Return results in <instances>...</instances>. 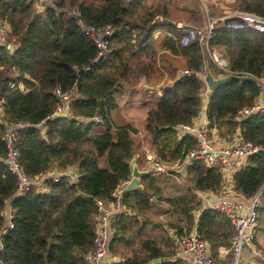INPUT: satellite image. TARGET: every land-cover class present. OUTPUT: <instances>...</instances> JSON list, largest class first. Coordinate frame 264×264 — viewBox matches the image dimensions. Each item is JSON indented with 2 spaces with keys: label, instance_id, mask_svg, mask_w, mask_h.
I'll return each instance as SVG.
<instances>
[{
  "label": "trees",
  "instance_id": "1",
  "mask_svg": "<svg viewBox=\"0 0 264 264\" xmlns=\"http://www.w3.org/2000/svg\"><path fill=\"white\" fill-rule=\"evenodd\" d=\"M229 5L264 18V0H231ZM66 6L75 8L86 24L113 27L103 59L94 61L96 48L75 18L63 17ZM202 11L200 0H52L40 11L30 0H0V19L18 40L12 51L0 44V138L2 123H27L16 134L19 164L29 176L57 174L56 181L43 178L45 191L33 186L17 194L15 178L1 162L5 148L0 139V264H83L82 256L92 248L97 203L113 201L110 193L129 179L131 159L137 164L144 159L136 129L131 123L116 124L111 115L117 107L118 81L131 74L129 60L137 68L135 75L149 86L172 80L155 101L145 103L143 130L158 162H183L194 136L177 135L175 127L190 124L201 110L204 68L213 76L223 72L203 58L196 41L180 45L181 31L170 20L200 24ZM156 16L162 19L156 21ZM207 44L220 50L229 70L264 77V32L232 30L217 20ZM166 56L181 63L179 75L168 69ZM56 88L73 89L69 112L84 120L48 118L62 107ZM258 95L259 85L248 81L231 79L215 86L207 95L206 129L220 119L236 122L243 141L264 147V112L236 119V111L250 107ZM94 116L99 120L87 121ZM243 160L232 174V190L248 199L264 187V151ZM72 165L75 184L69 183L65 171ZM157 180L147 173L139 179L140 188L122 193L125 211L109 222L105 256L117 258L109 264H150L154 258L160 259L155 264H181L165 261L173 253L171 246L164 249L147 235V228L159 225L147 214L162 199ZM184 180V193L165 195L169 210L184 218L183 225H169L178 236L189 231L193 212L200 207L196 193L222 189V166L193 160L186 165ZM150 196H155L153 201ZM195 232L213 251L228 245L233 229L224 214L204 208Z\"/></svg>",
  "mask_w": 264,
  "mask_h": 264
},
{
  "label": "built area",
  "instance_id": "2",
  "mask_svg": "<svg viewBox=\"0 0 264 264\" xmlns=\"http://www.w3.org/2000/svg\"><path fill=\"white\" fill-rule=\"evenodd\" d=\"M123 1L127 3L128 0ZM30 2L35 10L40 11L43 9L44 5L51 4L52 0H30ZM62 13L65 18L74 17L75 23L83 35L92 41L96 48L94 61L103 59L109 52L107 38L113 34V27L110 24H103L100 26L86 24L80 18L78 11L75 8L68 6L62 9ZM246 14L253 16L252 18H248L246 16L249 15ZM235 17H238L241 20L235 23L237 24V27L235 28H238V30L250 28L264 32V18L252 13H243L241 16ZM161 19L162 18L160 16L155 17L156 21H160ZM216 21L217 20L209 17L206 19L205 24L202 27L187 24H174L175 28L181 31L179 36L180 45L185 46L196 41L201 47L202 53L207 56L216 69L223 72V75H249L246 72H234L229 70L227 60L223 57L220 50L208 47L207 42L211 37V31ZM159 32L160 30L154 32V36H156ZM0 44L8 51H12L18 46V40L15 36L10 34L7 24L1 19ZM254 78L257 81V85H259V95L250 107H242L236 111L237 120L245 118L253 113L264 112V77ZM143 81L144 80L141 77L139 85H142ZM55 95L59 98L62 106L63 103L69 101L73 95V89L61 92L59 88H56ZM61 108L56 107L52 114L59 112ZM50 116L48 118H50ZM80 118L81 120H84L82 117ZM89 120L97 121L99 118L98 116H94L87 119V121ZM38 125L39 124H37V126ZM2 127L3 132L0 139L5 148V155L1 159V162L14 176L17 194H21L23 191L28 190L33 186L36 188H42V180L46 176H51L53 181L57 180L56 173L50 175L29 176L19 164L18 151L16 148V134L18 130L27 128V123L19 121L8 124L2 123ZM175 130L177 135H182L185 132L192 134L194 136V146L187 152L182 163L175 162L170 166H166L158 162L155 159L153 150H151L148 145V148L143 147L144 159L147 162V173L151 176L172 174L173 171H179L182 165H188L193 160L202 159L206 165L219 163L222 166V176L225 178V175H230L233 170L238 169L244 157L255 152L264 151V147L258 144H250L243 141L239 136V132L233 135L230 142L217 147L209 139L206 125H194V123L182 124L177 125ZM137 133L141 144L143 146L144 144H147V137L141 135L139 132ZM206 149L209 151L206 152ZM67 179L68 181L70 180L69 175ZM128 182L129 179L123 181L110 193L113 201L106 202L104 204H101L100 202L97 203L98 212L94 218V237L92 240V248L89 252L82 256L83 264H101L102 259L106 254L108 235L111 233L108 221L111 216L124 209L121 202V196L125 191V186ZM222 189H224V187H222ZM226 190L230 191L228 188H226ZM263 192L264 187L248 199L242 198L239 200H230L225 197H221V199L214 206L210 207L206 203V207L208 209L220 212L229 219L233 229L230 243L227 246L218 247L216 255H212L209 245L196 234L195 225L194 228H189L187 233L176 239L178 241L179 251L181 254L189 256V259L183 260V264H240V257L244 248H250V251L255 258H262V253L255 249L252 244V236L257 217V208L260 204V195ZM154 198L155 196H150L149 200L153 201ZM200 198L204 197L201 196Z\"/></svg>",
  "mask_w": 264,
  "mask_h": 264
},
{
  "label": "crops",
  "instance_id": "3",
  "mask_svg": "<svg viewBox=\"0 0 264 264\" xmlns=\"http://www.w3.org/2000/svg\"><path fill=\"white\" fill-rule=\"evenodd\" d=\"M170 21H173L174 22L173 24H181V25H186V24L190 25L194 23V22L189 23L187 21H183V19H177L176 21L170 20ZM164 62L168 65V69L173 70L176 75H179L182 72L181 67H176L175 58L171 59L169 58V56H166ZM136 71H137V68H135L134 71L131 72V77L127 78L126 80L118 81L120 85V89L118 90V93L115 95L117 107L111 113V115H112L113 121H115L116 124H123L126 122L131 123V125L136 129V132H139L141 135L146 136L143 130V122H142L144 114H145V103L155 101L157 96L160 95L161 90H157V86H162V85H165L166 83H172V80L166 79L163 84H156L155 86H149L144 82L142 83V85H139L140 77L137 75H136L137 78L132 77L136 73ZM201 75L202 73L200 74V77ZM165 76H167V72H164V77ZM207 95H208V92H206L204 88L203 93H202L203 104H202L201 109H205V105L207 102ZM0 115H1V108H0ZM201 117L203 119H201ZM197 119H200L201 121L205 123L203 125H206L205 116L203 117V115L201 114H198L197 117L191 121V123H194V125H199V120ZM220 122H221V126H220ZM232 123L233 122H225L222 119H220L216 123V126L208 130V136L211 142H213L217 147L223 146L227 142H230L233 135L238 132L237 126L232 125ZM226 124H228L229 129H227ZM135 137L139 141V136L135 134ZM147 145L149 146L151 150H153L152 147L149 145L148 140H147ZM131 161L135 163L134 157L131 159ZM243 164H244V160H242V163L239 165L238 168H240ZM186 165H182L179 171L177 172L173 171L172 174L157 175L158 177L157 182L161 187L162 199L160 201V204H157L155 207H152L151 209L147 211L149 218L159 223L158 228H156L155 230H152L151 228H147V235L149 237H155L157 244L162 246L164 249H167V246L169 245L171 246L169 250L170 251L173 250V253L171 254V256L166 259L162 257L163 260L164 259L165 261L179 260L181 264H183L184 259H189V256L181 254V252L179 251L178 241L176 239L182 236L183 234H185L186 232L183 231V233L180 236H178L175 230L173 229V227H170L169 225H172V224L183 225L184 218L182 214H180L179 212L177 211L173 212L169 210V205L166 202L165 195L168 194L169 196H172L173 194H180V193L185 192V189L187 187L186 186L187 184L184 183ZM135 166H136L137 171H144V170L147 171V162L145 161V159H143V161L141 160L138 164L135 163ZM236 170L237 169L233 170L230 173V175H225V178H223V185H222L224 189H221L219 192L217 193H207V192L196 193L198 201L201 202V204L198 210L193 212L192 223L190 225V229L194 228V226L196 225V219L200 211L203 210L204 208H207L206 203H207V198L209 196L220 195L221 197H225L230 200H239L243 198L242 196L235 194L232 190V174ZM65 171L68 172L70 180L76 177L75 165L69 166ZM55 172L56 171H52L50 173H47V175L55 174ZM177 178H180L182 180V184L184 183L183 186L180 184V181ZM173 179H176L179 183H176ZM167 182L170 183L169 187L166 185ZM137 185H138L137 188L141 187L139 179L137 180ZM226 188L230 189V191H227ZM39 189H41L42 191H45L44 187L39 188ZM201 196H203L204 198H200ZM153 205L155 204L152 203L151 206ZM122 211H125V210L123 209ZM111 217L109 218L108 224L111 221ZM162 226H163V231L160 230ZM167 237H169L168 238L169 241L165 244L163 243L162 239H166ZM252 244L255 249L259 250L262 253L263 257L255 258L252 252L250 251V248H244L241 254V257H240V264H264V192L260 195V204L257 208V217H256V221H255L254 228H253ZM220 246H224V245H218L213 249V251L211 250L212 255L214 256L216 255L217 248ZM116 259H117L116 257H111L110 255H106L105 257H103L101 264H109L111 262L116 261ZM157 259L159 262L160 259L159 258ZM150 264H151V261H150ZM152 264H155V263H152Z\"/></svg>",
  "mask_w": 264,
  "mask_h": 264
},
{
  "label": "water",
  "instance_id": "4",
  "mask_svg": "<svg viewBox=\"0 0 264 264\" xmlns=\"http://www.w3.org/2000/svg\"><path fill=\"white\" fill-rule=\"evenodd\" d=\"M241 21L240 18L238 17H226L224 19H222V24L228 28H233L235 30H238L237 24H235L236 22ZM172 24L174 23L173 21H170ZM231 79H235L238 81H248L251 82L253 84H257V81L254 77L250 76V75H235V74H226V75H221V76H213L210 72V70L205 67L203 70V73L201 75V81L203 82L204 86H205V91L210 93L211 90L221 84L224 83L228 80ZM172 85V83H166L165 85L162 86H157V90H162L164 87H170ZM50 120H55V119H69V120H73V121H79L81 120L80 117L78 116H73L71 115V113L69 112V101H66L63 105V107L61 108V110L57 113H54L50 116L49 118ZM209 150L206 149V152H208ZM147 174V171H137L135 163L133 161L130 162V176H129V182L127 183V185L125 186V190H130L133 188H137V180L140 179L141 177H143L144 175ZM221 199L220 195H212L209 196L207 198V204L208 206H214L219 200ZM158 259L154 258L151 260V264L152 263H157Z\"/></svg>",
  "mask_w": 264,
  "mask_h": 264
},
{
  "label": "rangeland",
  "instance_id": "5",
  "mask_svg": "<svg viewBox=\"0 0 264 264\" xmlns=\"http://www.w3.org/2000/svg\"><path fill=\"white\" fill-rule=\"evenodd\" d=\"M203 4H202V3ZM201 2H200V5H201V8H202V12H204L203 14H205V16H204V18H203V20L201 21V23L200 24H198V23H196V22H194L193 24H190V25H195V26H203V23L205 24V20L207 19V18H209V17H211V18H213V19H215V20H222V19H224V18H226V17H233V16H241V14H245V12L244 11H242V10H236L235 8H232V6H230L229 5V3L231 2V0H201ZM204 9H205V11H204ZM179 18H181L182 16H185V15H182V14H180V13H177L176 14ZM246 15H249V16H246V17H248V18H252V16L253 15H250V14H246ZM250 22V21H249ZM231 29V28H230ZM233 30V29H232ZM158 36V34L156 35V37ZM157 47V46H156ZM155 47V48H156ZM217 49V48H216ZM219 50V49H218ZM155 52H157V51H155ZM203 54V57L206 59L207 57H206V55L204 54V53H202ZM169 58H171V57H169ZM172 59V58H171ZM175 65H176V67H181V63L179 62V61H177L176 60V63H175ZM129 67H130V71L131 72H133L134 71V69L136 68L135 66H134V63H133V61H131V60H129ZM129 77H131V74H127V78H129ZM133 78H136V75L134 74L133 76H132ZM257 85V84H256ZM118 93V91L115 93V94H117ZM65 103V102H64ZM64 103H63V105H64ZM63 105H62V107H63ZM204 112H205V109H201L200 110V112H199V114H201V115H203V117H204ZM1 115H2V113H1ZM0 115V116H1ZM201 119H203L202 117H201ZM197 120H199V125H201V123L202 124H205L203 121H201L200 119H197ZM126 123H128V122H126ZM123 124H125V123H123ZM232 125H234V126H236V122H233L232 123ZM220 126H221V122H220ZM226 127H227V129H229V126H228V124H226ZM136 135H138V133L136 132L135 133ZM144 148L146 147V148H148V146H147V144H144V146H143ZM49 177V176H48ZM67 178H68V172H67ZM76 179H77V176L75 177V178H73V179H71V180H69V183H71V184H75L76 183ZM179 181H180V184H182V180L180 179V178H177ZM176 183H179L176 179H173ZM173 182V181H172ZM166 185L169 187V185H170V183L169 182H167L166 183ZM173 186V185H172ZM154 200V199H153ZM156 228H158V227H156ZM156 228H153L152 230H155Z\"/></svg>",
  "mask_w": 264,
  "mask_h": 264
},
{
  "label": "clouds",
  "instance_id": "6",
  "mask_svg": "<svg viewBox=\"0 0 264 264\" xmlns=\"http://www.w3.org/2000/svg\"><path fill=\"white\" fill-rule=\"evenodd\" d=\"M222 21V20H221ZM231 29H233V28H231ZM233 30H235V29H233ZM156 37V36H155ZM207 57V56H206ZM204 58V57H203Z\"/></svg>",
  "mask_w": 264,
  "mask_h": 264
}]
</instances>
